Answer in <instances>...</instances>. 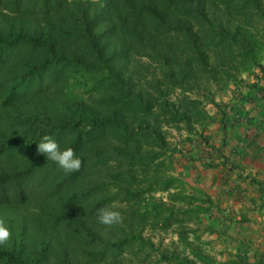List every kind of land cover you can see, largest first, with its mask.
Listing matches in <instances>:
<instances>
[{
    "label": "trees",
    "instance_id": "trees-1",
    "mask_svg": "<svg viewBox=\"0 0 264 264\" xmlns=\"http://www.w3.org/2000/svg\"><path fill=\"white\" fill-rule=\"evenodd\" d=\"M261 101L264 0H0V264H264L249 213L190 179L220 169L222 194L264 207L236 159ZM45 135L81 168L37 154Z\"/></svg>",
    "mask_w": 264,
    "mask_h": 264
},
{
    "label": "rangeland",
    "instance_id": "rangeland-1",
    "mask_svg": "<svg viewBox=\"0 0 264 264\" xmlns=\"http://www.w3.org/2000/svg\"><path fill=\"white\" fill-rule=\"evenodd\" d=\"M218 98L223 99L225 101H229L230 96L219 95ZM262 103H263V101L259 102V106H261ZM209 107L211 109L212 105H210ZM254 113L260 115L259 109H257ZM209 131L211 132L212 136H215L217 139H220L222 134L218 128V125L213 126V128ZM243 132H244L243 128H234V130L231 132L232 139H234V137H237V135H238V137L240 135L242 136ZM250 133H252V130ZM242 145L243 144L240 145L241 148H242ZM236 157H237L236 159L240 161L241 167L243 168L245 173L246 172L254 173L256 168L261 170V167H264V165H261L262 162H259V160H257V162H256L257 156L252 157V158H249L247 156L246 161H244V158L243 157L241 158L239 155H237ZM251 168H254V170H251ZM240 171L241 170H236L233 173L232 180L235 179L236 174H238V172H240ZM196 172H197V175L192 176L190 178L191 181L196 184V186L205 188L208 191H210L211 194H213V196H215L217 200L221 201V203L224 207L233 209L235 212H238V213H241V211L249 213V216L254 221L248 223L247 226L249 227V230L247 231V234L256 239L257 244L261 246V248L264 252V225H263V227L260 225L261 224L260 219H256V218H259V216L256 215L254 213L255 211L250 208L251 204H252L251 200L247 197L245 199L243 198L244 199L243 201H238L236 199V197L231 196L230 194H229V196H225L224 194H222L223 190L225 189L224 187H226V185H224L225 183L223 184V182H225V179L222 177V172L220 169H207V168L200 166V167L196 168ZM262 175L264 176L263 170H262ZM214 179H216L215 181H218L219 187H217V185L215 184ZM230 179H231V177H230ZM242 185H243V187L249 186V181L243 182ZM249 193L246 195L257 196V194H258L254 188H249ZM239 200H240V198H239ZM258 224L260 226L256 227ZM233 232L234 233L239 232V225H234ZM205 237L212 239L215 237V235H212V236L206 235ZM171 239L172 238L169 236L166 237V240H165L166 243H169L171 241ZM214 246H215V248L213 250V253L220 260H222V261L226 260L228 258V253L226 252L225 254H221V251H220L221 249H224V245L222 243H216Z\"/></svg>",
    "mask_w": 264,
    "mask_h": 264
},
{
    "label": "clouds",
    "instance_id": "clouds-1",
    "mask_svg": "<svg viewBox=\"0 0 264 264\" xmlns=\"http://www.w3.org/2000/svg\"><path fill=\"white\" fill-rule=\"evenodd\" d=\"M37 154H43L47 159L54 161L65 172L79 170L82 160L71 147L61 149L58 141L49 135L43 136L37 143ZM119 211L109 207L100 208L97 212V220L104 225H113L119 222ZM11 232L3 221H0V246H4L10 239Z\"/></svg>",
    "mask_w": 264,
    "mask_h": 264
},
{
    "label": "crops",
    "instance_id": "crops-1",
    "mask_svg": "<svg viewBox=\"0 0 264 264\" xmlns=\"http://www.w3.org/2000/svg\"><path fill=\"white\" fill-rule=\"evenodd\" d=\"M260 107L261 106H259V112L264 115V111H261ZM257 109L258 108L251 106L249 104L246 107V111L249 112L248 114H251V113L255 114L254 112ZM249 135H250L249 137H251V138H247V143L249 144L250 147L246 149V154L243 156L244 161H246L247 156L249 158L257 156L256 162H257V160H259V162H262L261 165H264V137L260 136L258 139H254L252 136H254L256 134L249 133ZM242 139H243L242 144H244L245 140H246L245 135H242ZM252 141H254V142H253V145L251 146ZM251 170H254V168H251ZM262 170L264 173V167H261V170L256 168L253 174L258 175V177L261 178V180H264V176L262 175ZM246 173H248V172H246ZM246 194H248V193L246 192ZM258 196H260V193L257 194V197ZM251 206H252L251 209H253L255 211L254 213L259 216V218H256V219H260V221H261L260 225L263 227V225H264V207L263 208H260L259 206L253 207L252 204H251ZM260 225L258 224L256 227H258Z\"/></svg>",
    "mask_w": 264,
    "mask_h": 264
}]
</instances>
